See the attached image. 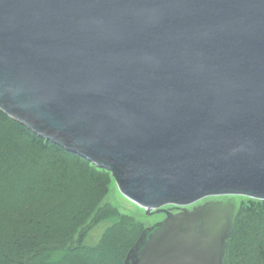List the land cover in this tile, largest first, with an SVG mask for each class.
I'll list each match as a JSON object with an SVG mask.
<instances>
[{"label":"water","instance_id":"95a60500","mask_svg":"<svg viewBox=\"0 0 264 264\" xmlns=\"http://www.w3.org/2000/svg\"><path fill=\"white\" fill-rule=\"evenodd\" d=\"M0 110L183 208L124 264H224L238 198L264 201V0H0Z\"/></svg>","mask_w":264,"mask_h":264},{"label":"trees","instance_id":"16d2710c","mask_svg":"<svg viewBox=\"0 0 264 264\" xmlns=\"http://www.w3.org/2000/svg\"><path fill=\"white\" fill-rule=\"evenodd\" d=\"M111 183L0 110V264H124L145 227L100 206ZM103 222L97 242L86 244ZM224 264H264V201L241 203Z\"/></svg>","mask_w":264,"mask_h":264},{"label":"rangeland","instance_id":"374dc122","mask_svg":"<svg viewBox=\"0 0 264 264\" xmlns=\"http://www.w3.org/2000/svg\"><path fill=\"white\" fill-rule=\"evenodd\" d=\"M229 199V197L222 196V197H207L204 199H201L194 204L187 206L185 209L188 211H191L192 209L203 206L210 202H226ZM239 201L242 203L247 198H238ZM101 207L108 206L111 208H115L118 210L121 214L126 215L128 217H131L134 219V221L138 222L139 224L143 225L145 228L151 227L154 224H157L159 222H162L166 218V213L171 214H177L181 212L183 208H177L173 206H166L162 207L158 210L151 211L148 215L145 213V210L139 207L138 205L134 204L133 202L127 200L125 197H123L114 181L112 180V183L110 184L109 191L107 195L103 198L100 204ZM107 222L100 223L97 225L87 236L85 243L88 245H92L97 242L98 238L100 237L101 233L107 226ZM115 237V236H114ZM117 239V238H116ZM117 243H120V241H117ZM121 245L116 246L117 252L120 251ZM106 250H102L101 253L105 252Z\"/></svg>","mask_w":264,"mask_h":264}]
</instances>
